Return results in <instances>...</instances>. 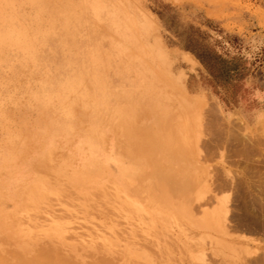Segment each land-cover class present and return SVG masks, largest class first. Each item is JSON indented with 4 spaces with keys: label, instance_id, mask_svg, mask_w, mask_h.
I'll return each mask as SVG.
<instances>
[{
    "label": "rangeland",
    "instance_id": "374dc122",
    "mask_svg": "<svg viewBox=\"0 0 264 264\" xmlns=\"http://www.w3.org/2000/svg\"><path fill=\"white\" fill-rule=\"evenodd\" d=\"M110 1L0 0V264H18L26 242L23 260L47 245L83 254L82 264L99 250L117 264H253L255 249L264 259V0ZM179 115H191L185 141L173 121ZM96 142L109 147L110 166L134 174L117 182L105 175L84 196L71 178L82 171L80 148ZM124 148L119 161L115 151ZM27 186L35 200L48 191L46 199L30 203ZM111 186L143 211H128ZM181 198L194 219L175 206ZM216 210L227 234L194 226ZM46 216L57 217L62 236L46 238Z\"/></svg>",
    "mask_w": 264,
    "mask_h": 264
},
{
    "label": "bare ground",
    "instance_id": "6f19581e",
    "mask_svg": "<svg viewBox=\"0 0 264 264\" xmlns=\"http://www.w3.org/2000/svg\"><path fill=\"white\" fill-rule=\"evenodd\" d=\"M112 1V0H111ZM110 1V2H111ZM106 7H107V9H108V5H106ZM113 7H116V6H113ZM102 9V8H101ZM110 9H112V8H109V12H110ZM100 11H102V10H99V12ZM112 11V10H111ZM99 12H98V14H99ZM104 12V11H103ZM106 12H107V10H106ZM108 12V13H109ZM102 14V13H101ZM108 15V14H107ZM110 15V14H109ZM106 16V15H105ZM104 16V17H105ZM111 16H113V15H111ZM107 17V16H106ZM111 18L112 17H110V18H108V21H109V19L111 20ZM100 19H97L96 21H99ZM101 23H102V21H101ZM138 23V22H137ZM98 24V23H97ZM111 24H112V21H111ZM109 25V26H112V25ZM115 26V25H114ZM113 26V27H114ZM110 28V27H109ZM115 28H116V26H115ZM90 29V28H89ZM108 29V28H107ZM123 29V28H122ZM91 30V29H90ZM112 31V30H111ZM118 31V30H117ZM80 32V31H79ZM89 33V32H88ZM111 34V33H110ZM117 34V33H116ZM128 34V33H127ZM76 35H78V34H76ZM75 35V36H76ZM87 35V34H86ZM85 35V36H86ZM97 35V34H96ZM125 35V34H124ZM124 35L122 36V38L124 39ZM108 36V35H107ZM113 36V35H112ZM116 37H117V35H115ZM91 37V36H90ZM110 37V36H109ZM119 37V36H118ZM86 38V37H85ZM108 38V37H107ZM113 38V37H112ZM68 39V38H67ZM87 40H88V38H86ZM85 39V40H86ZM115 39V38H114ZM113 39V40H114ZM79 40V39H78ZM84 40V41H85ZM116 40V39H115ZM114 40V41H115ZM122 40V39H121ZM114 41H109V42H111V44H113L112 42H114ZM117 41V40H116ZM115 41V42H116ZM119 41H120V39H119ZM123 41V40H122ZM121 41V42H122ZM76 42H77V40H76ZM114 42V43H115ZM118 42V41H117ZM90 43V42H89ZM98 43V42H97ZM102 43V42H101ZM124 43V42H123ZM88 44V43H87ZM116 44V43H115ZM114 44V45H115ZM89 45V44H88ZM120 46V43H117V46ZM122 45H125V44H122ZM132 45V44H131ZM116 46V45H115ZM93 47V46H92ZM91 47V48H92ZM126 47H127V45H126ZM130 47H132V46H130ZM79 47H77V49H78ZM94 48V47H93ZM125 48V47H124ZM128 49H129V47H127ZM117 49V48H116ZM122 49H123V46H122ZM126 49V48H125ZM124 49V51H128V49L127 50H125ZM82 50V49H81ZM90 50V49H89ZM94 50H96V51H99L98 50V48H94ZM102 50V49H101ZM113 50H114V48H113ZM119 50H120V48H119ZM58 51V50H57ZM74 52V51H73ZM78 52V51H77ZM89 52V51H88ZM92 52V51H91ZM119 52V51H118ZM62 53V52H61ZM82 53H83V51H82ZM101 52H99V54H100ZM107 53V52H106ZM109 53V52H108ZM120 53V52H119ZM125 53V52H124ZM127 53V52H126ZM125 53V54H126ZM129 53V52H128ZM61 55V54H60ZM74 55V54H73ZM82 55V54H81ZM93 55V54H92ZM92 55H90V56H92ZM78 56H79V53H78ZM97 56V55H96ZM148 56H150V55H148ZM59 57V56H58ZM75 58V57H74ZM81 58H82V56H81ZM189 58H190V60L191 61H193V57H191V56H189ZM86 59H88V58H86ZM122 59H124V57H122ZM149 59V58H148ZM64 60V59H63ZM68 60V59H67ZM195 60V59H194ZM91 61H92V59H91ZM109 61V60H108ZM125 61V60H124ZM65 62H67V61H65ZM69 62H70V60H69ZM112 62V61H111ZM115 63V62H114ZM155 63V62H154ZM90 64H91V62H90ZM135 64H136V62H135ZM59 65V64H58ZM70 65V64H69ZM98 65V64H97ZM133 65V64H132ZM144 65V64H143ZM142 65V66H143ZM94 66V65H93ZM120 66V65H119ZM139 66V65H138ZM59 67V66H58ZM97 67V66H96ZM60 68V67H59ZM93 68V67H92ZM98 68V67H97ZM138 68V67H137ZM147 68V67H146ZM59 70V69H58ZM98 70V69H97ZM141 70V69H140ZM150 70V69H149ZM101 71V70H100ZM87 72V71H86ZM122 72V71H121ZM125 72V71H124ZM66 73V72H65ZM113 73V72H112ZM147 73V72H146ZM59 74V73H58ZM125 74V73H124ZM86 75H88V74H86ZM119 75V74H118ZM57 76V75H56ZM82 76V75H81ZM126 76V75H125ZM131 76V75H130ZM167 77H168V79L169 80H171V81H173L172 79H171V77H170V75H166ZM58 77V76H57ZM89 77V76H88ZM63 78V77H62ZM67 78H68V76H67ZM66 79V78H65ZM96 79H98V78H96ZM104 79V78H103ZM125 79V78H124ZM131 79V78H130ZM151 79H152V77H151ZM59 80V79H58ZM105 80V79H104ZM114 80V79H113ZM183 80V79H182ZM58 82V81H57ZM100 82H101V80H100ZM103 82V81H102ZM131 82V81H130ZM62 83V82H61ZM91 83H93V82H91ZM109 83V82H108ZM96 84V83H95ZM101 84V83H100ZM117 84V83H116ZM123 84V83H122ZM62 85H64V84H62ZM61 85V86H62ZM88 85V84H87ZM99 85V84H98ZM97 85V86H98ZM105 85V84H104ZM109 85V84H108ZM129 85V84H128ZM155 85V84H154ZM84 86V85H83ZM95 86V85H94ZM102 86V85H101ZM111 86V85H110ZM122 86V85H121ZM85 87V86H84ZM90 87V86H89ZM105 87V86H104ZM65 88V87H64ZM67 88V87H66ZM99 88H100V86H99ZM103 88V87H102ZM70 89V88H69ZM89 90V89H88ZM110 90V89H109ZM99 91H101V90H99ZM112 91V90H111ZM117 91V90H116ZM110 92V91H109ZM108 92V93H109ZM164 93V92H163ZM93 94H94V92H93ZM93 96V95H92ZM82 97V96H81ZM119 97H120V95H119ZM125 97V96H124ZM199 97V96H198ZM85 98V97H84ZM95 98V97H94ZM121 98H122V96H121ZM126 100V99H125ZM159 100V99H158ZM121 101V100H120ZM126 102V101H125ZM122 104V103H121ZM119 105V104H118ZM102 107V109L104 110V105H102L101 106ZM107 108V107H106ZM179 109V108H178ZM200 109H202V107L200 108ZM115 110V109H114ZM198 111H199V109H198ZM112 112V111H111ZM114 112H117V111H114ZM130 114V113H129ZM199 113H197L196 114V116L198 115ZM111 115V114H110ZM113 115V114H112ZM108 116V115H107ZM114 116H115V114H114ZM189 116H191V115H189ZM188 115H179V117H177V119H175V120H173L174 118L173 117H171V118H168V119H166V120H173V121H177L176 123H175V127H176V129H178L179 131H182V133L180 134V136H181V138H182V140L183 141H185V140H187V138H189L190 136L188 135V132H190V131H183L182 129H183V127H185V125L188 123V121H189V117ZM194 116V115H193ZM199 116V115H198ZM111 117V116H110ZM200 118V117H199ZM196 120V119H195ZM200 120V119H199ZM196 121H198V118H197V120ZM199 122V121H198ZM166 123V122H165ZM165 123H163V124H165ZM174 123V122H173ZM233 123V122H232ZM188 126V125H187ZM190 127V126H189ZM174 129V128H173ZM187 130V129H186ZM193 132V131H192ZM191 132V133H192ZM100 133V132H99ZM190 134V133H189ZM93 135V134H92ZM100 135V134H99ZM179 136V135H178ZM194 136V135H193ZM197 137V136H196ZM96 139H97V137H96ZM195 140H196V138H194ZM199 139V138H198ZM92 140H94V138L92 139ZM257 140V139H256ZM88 141V140H87ZM90 141V140H89ZM95 141V140H94ZM97 141V140H96ZM201 141V140H200ZM264 141V140H263ZM93 142V141H92ZM97 143V142H96ZM100 142H98L97 143V145H94V144H90V145H88V147L87 148H85L84 149V147L81 149L80 148V150H79V155H81V158H82V161H81V164H82V171H75L73 174H72V182H74V183H76L75 185H76V187H75V190L74 191H76V193H78V194H82V195H86V192H85V190H86V184H93V185H97L98 183H100L102 180H103V176H105V175H107V176H110L111 177V179H112V181H114V182H117L119 179H121L122 177H124V175H131V176H133V174H134V172H132L131 170L130 171H125V169L123 170L122 168H120V167H118V169L117 168H113L112 166H110V158H112V155H109L108 157H107V155H108V148L109 147H107L106 148V146H104V144L103 143H100ZM255 143V142H254ZM199 144V143H198ZM258 144V143H257ZM248 145V144H247ZM246 145V146H247ZM255 145V144H254ZM258 145H260V143L258 144ZM194 146H195V144H194ZM257 146V145H256ZM256 146H254L255 148L254 149H256L257 147ZM174 147V146H173ZM181 148V147H180ZM183 148V147H182ZM257 150H258V148H257ZM78 152V151H77ZM116 152V154H115V157H116V159H118L119 161H122L123 160V158L125 159V154H129V149H127L126 150V148H124V151L122 152L121 150H119V152H118V150L117 151H115ZM259 153V152H258ZM262 153V152H261ZM199 154V153H198ZM108 158V159H107ZM112 160V159H111ZM258 160V159H257ZM260 160V159H259ZM260 163H262V162H260ZM263 163H264V161H263ZM100 167L101 169H100V171H101V174H99V175H96L95 177H92V178H88V175H89V172L93 169V168H95V167ZM63 169V168H62ZM65 169V168H64ZM63 169V170H64ZM98 169V168H97ZM94 171H96V170H94ZM99 172V171H98ZM125 172V173H124ZM228 174H229V172H228ZM230 175H231V173H230ZM187 181V180H186ZM157 182V181H156ZM37 185L35 186L36 187V189H41V188H44V185H42L41 184V180H38V183H36ZM164 185H165V183H164ZM109 186V185H108ZM187 186V185H186ZM192 186V185H191ZM34 187V186H33ZM104 187V186H103ZM158 187H159V183H158ZM27 189H28V199H29V201H30V203H32V204H38V203H41L44 199H46V197H47V195H48V191H46L45 192V190L44 189H42V190H44V191H42L41 193H40V196H39V198L37 199V200H35L34 199V197H33V190L32 189H30L28 186L26 187ZM110 189H112L113 191L111 192L112 193V195H113V193H114V197L116 196L117 198H119V199H122V203H124L125 205H123V206H126L127 207V209H128V211H130V209H131V211L133 210V211H139L140 213L143 211L142 209H141V206H139L138 205V202H131L129 199H128V197L125 195H123V192L120 190V188H118V187H114V186H111V187H109ZM199 189H201L200 187H198ZM163 189V188H162ZM198 189V190H199ZM207 190H208V188H206ZM211 189V188H210ZM48 190V189H47ZM206 190V191H207ZM214 190V189H213ZM150 191H152V190H150ZM161 191H163V190H161ZM203 191V190H202ZM227 191V190H226ZM166 192V191H165ZM164 192V194H166L167 195V193H165ZM205 192V191H204ZM108 193V192H107ZM202 193V192H201ZM201 193L199 192V193H196V194H199L200 196L197 198L196 197V199L198 200V199H201V200H199V202H201L202 200H204L205 198V196L204 197H201V196H203V195H205V194H203V195H201ZM73 194V193H72ZM38 195V194H37ZM153 195V194H152ZM106 196H107V194H106ZM108 196L110 197V194H108ZM192 195H191V193H190V195H189V197L188 198H190ZM209 196V195H208ZM216 196V195H215ZM227 196V195H226ZM150 197V196H149ZM169 197H170V195H169ZM211 197L213 198V196H212V194H211ZM220 197V196H219ZM52 198V197H51ZM50 198V199H51ZM177 198V197H176ZM188 198H186V200L188 199ZM194 198H195V196H194ZM204 198V199H203ZM82 199V198H81ZM99 199V198H98ZM165 199H167V198H165ZM182 199V198H181ZM210 199V198H209ZM214 199V198H213ZM229 199V198H228ZM61 200V199H60ZM113 200V199H112ZM182 200L184 201L183 203H182ZM181 201H180V203H182V204H180L179 203V201L178 200H175V201H178L177 202V204H176V202H175V206L177 205V207L179 208V210L182 212V213H184V212H190V213H188L189 215V217L190 218H192V219H194L195 217H196V215L194 216V218H193V212H194V208H193V206L192 207H190V205L189 204H187V202H185V199H182ZM195 201V202H198V201ZM63 201V200H62ZM118 201V200H117ZM166 201V200H165ZM208 201V200H207ZM63 202H66V201H63ZM62 202V203H63ZM86 202V201H85ZM98 202V201H97ZM119 202V201H118ZM194 202V201H193ZM213 202V201H212ZM98 203H100V202H98ZM120 203V202H119ZM172 204H173V202H171ZM180 204V207H179V204ZM202 203V202H201ZM200 203V204H201ZM205 203V202H204ZM71 204H73V203H71ZM91 204V203H90ZM97 204V203H96ZM186 204V205H185ZM191 204V203H190ZM53 205H55V204H53ZM76 204H74V206H75ZM87 205V204H86ZM105 205V204H104ZM73 206V207H74ZM92 206V205H91ZM90 206V207H91ZM88 207H89V205H88ZM126 207H123L124 209H126ZM176 207V208H177ZM201 207H203V206H201ZM92 208H94L93 206H92ZM168 208V207H167ZM175 208V209H176ZM177 208V209H178ZM108 209V208H107ZM141 209V210H140ZM161 209V208H160ZM213 209V208H212ZM211 209V210H212ZM221 209H222V207H221ZM56 210V209H55ZM61 210V209H60ZM84 210V209H83ZM190 210V211H189ZM170 211V210H169ZM193 211V212H192ZM203 211V210H202ZM202 211L201 212H199V215H200V213H202ZM52 211H50V213H51ZM139 212H138V214H139ZM216 212H218L217 210L216 211H214V212H211V214L212 215H215L216 214ZM229 212V211H228ZM56 213H58V212H56ZM113 213V212H112ZM115 213V212H114ZM131 213H134V212H131ZM154 213H156V216H157V211L156 212H154ZM160 213V212H159ZM178 214H179V212H177ZM182 213H181V215H182ZM198 213V212H197ZM55 214V213H54ZM54 214H52V216L54 215ZM65 214V213H64ZM95 214H96V212H95ZM106 214V213H105ZM116 214V213H115ZM177 214V215H178ZM202 214H206V215H208V213H205V212H203ZM208 215L209 216V218H208V216H206V215H204V216H201L200 217V220H198L197 222L198 223H196V222H194V224L196 223V225H194V226H197V227H199L200 226V229H204L203 228V224H208L209 226H210V224L213 226V224H214V227H217L218 226V228H214V227H212V228H214L215 229V231L218 229L219 230V232H220V234H221V231H220V229L222 230V232H223V230H224V232H225V224H223V226H222V221H221V223H220V218L221 217H219L220 215H219V212L216 214V215H219V216H213L214 218L216 217L217 219V221H213V217H212V215ZM222 214V213H221ZM48 215H50V214H48ZM61 215H62V213H61ZM66 215H69V214H66ZM71 215V214H70ZM99 215V214H98ZM142 215V214H141ZM143 215H144V213H143ZM160 214H158V216H159ZM180 215V216H181ZM192 215V216H191ZM228 215V214H227ZM40 216V215H39ZM54 216H56V214L54 215ZM72 216H74V214H72ZM161 216V215H160ZM163 216V215H162ZM186 216V215H185ZM188 216H186L185 217V219L187 220V219H189L190 221H191V219L188 217ZM24 217V216H23ZM22 217V218H23ZM44 217V215L43 216H41V217H39V218H43ZM48 219H49V217L48 216H46ZM46 217L44 218V219H46ZM64 217V216H63ZM66 217H68V216H66ZM66 217H64V218H66ZM76 216H74V218H75ZM78 217V216H77ZM116 217H117V215H116ZM143 217V216H142ZM163 217H165V216H163ZM171 217V216H170ZM199 217V216H198ZM203 217H206L205 218V222L204 221H202V222H200L201 221V219H203ZM218 217H219V219H218ZM27 218H29V217H27ZM36 218H37V215H36ZM35 218V219H36ZM52 218H55V217H50V219H52ZM58 218H59V216H58ZM69 218V217H68ZM80 218V217H79ZM224 218V217H223ZM227 218V217H226ZM26 222H27V220L25 219V218H23ZM31 219V218H30ZM33 219V218H32ZM46 220V222L44 221V223H47L48 221H50V223H49V225H44V223H42L43 225L41 226V224H40V226H41V231L43 232V234L46 236V238L47 239H53V238H56V237H60V236H62V230H64L63 228H62V226H61V224L59 223V222H57L55 219H57V217L55 218V219H52V220ZM62 219V218H61ZM80 219H82V218H80ZM150 219V218H149ZM174 219V218H173ZM63 220V219H62ZM147 220V219H146ZM157 220V219H156ZM189 220H187L188 222H190ZM197 220V219H196ZM215 220V219H214ZM29 221V220H28ZM32 221V220H31ZM34 221H37V220H34L33 219V221L32 222H34ZM149 221V223L148 224H150V221H152V220H148ZM160 221V220H159ZM26 222H25V224H26ZM116 222V221H115ZM162 222V221H161ZM164 222H165V219H164ZM167 222V221H166ZM200 222V223H199ZM217 222H219L220 224V226L217 224ZM28 223V222H27ZM41 223V222H40ZM119 223V222H118ZM125 223V222H124ZM30 224V223H29ZM35 224H38L37 222L35 223ZM152 224H153V221L151 222V227H152ZM193 224V223H192ZM198 224H200V225H198ZM217 226H216V225ZM80 225H83L82 223H80ZM191 225V224H190ZM208 225H206V226H204L205 228L207 227V229H209V228H211V226L209 227ZM30 227H34L33 226V224L31 225H29ZM64 226V225H63ZM68 226V225H67ZM99 225H97V227H98ZM157 226V225H156ZM156 226H155V228H156ZM182 226H183V224H182ZM221 226H222V228H221ZM26 227V229L25 230H28L29 228L27 227V226H25ZM38 227V225L36 226V227H34V228H37ZM83 227V226H82ZM87 227H89V226H87ZM112 227V226H111ZM209 227V228H208ZM219 227H220V229H219ZM28 228V229H27ZM39 229H40V227H38ZM85 228H86V225H85ZM84 228V229H85ZM101 228V227H100ZM99 228V229H100ZM31 229V228H30ZM33 229V228H32ZM72 229V228H71ZM86 229H89V228H86ZM107 229V228H106ZM104 231V229L102 228V229H100V231ZM108 230V229H107ZM155 230V229H154ZM164 230V229H163ZM29 231V230H28ZM137 231V230H136ZM156 231V230H155ZM24 232V231H23ZM30 232V231H29ZM105 232V231H104ZM124 232V231H123ZM218 232V233H219ZM24 233H27V232H24ZM31 233V232H30ZM29 233V234H30ZM107 232H105L104 234H106ZM126 233H127V231H126ZM129 233V232H128ZM226 234H227V231L225 232ZM225 233H222L223 235L225 234ZM229 233V232H228ZM91 234H94V233H92L91 232ZM96 234V233H95ZM94 234V235H95ZM139 234V233H138ZM231 232H230V235L228 236V237H231ZM0 235H1V232H0ZM31 236H32V234H30ZM71 235V234H70ZM69 235V236H70ZM106 235H108V233L106 234ZM112 235V234H111ZM110 235V236H111ZM121 234H119V236H120ZM129 235V234H128ZM158 235H160L159 233H158ZM233 236H234V233L232 234ZM239 235V234H238ZM237 235V236H238ZM67 236H68V234H67ZM68 236V237H69ZM85 236H86V234H85ZM88 236V235H87ZM101 235H99V237H100ZM109 236V235H108ZM122 236V235H121ZM166 236V235H165ZM168 236V235H167ZM225 236V235H224ZM36 237V236H35ZM88 237H90V236H88ZM124 237V236H123ZM127 237V236H126ZM240 238H241V236H239ZM246 237V236H245ZM245 237H242L243 239H245ZM0 238H1V236H0ZM33 238H34V236H33ZM65 238H66V236H65ZM72 238V237H71ZM75 238H76V236H75ZM78 238H80V237H78ZM108 238H110V237H108ZM112 239L114 238V239H116L115 237H111ZM110 238V239H111ZM129 238V237H128ZM46 239V240H47ZM83 239V238H82ZM111 239V240H112ZM118 239H119V237H118ZM120 239H124V238H120ZM214 239V238H213ZM246 239H247V237H246ZM248 239H249V237H248ZM252 239V238H251ZM45 240V241H46ZM49 240H47V242L48 243H51V242H49ZM84 241H86V240H84ZM125 241V240H124ZM123 241V242H124ZM202 241H204V240H202ZM253 241V240H252ZM257 241V240H256ZM42 242H44V241H42ZM42 242H41V244H42ZM55 242H58V244H59V241H55ZM127 242V241H126ZM152 242V241H151ZM176 242V241H175ZM219 242H223V241H221V240H219L218 241V243ZM254 242V241H253ZM97 243V242H96ZM95 243V244H96ZM255 243V242H254ZM4 244V243H3ZM6 245H7V243H5ZM4 244V245H5ZM24 244V243H23ZM19 245L18 247H19V250H22V251H20L21 252V254L22 255H25L26 256V254H28L29 253V247L31 248V246H29L28 245V242H26L24 245ZM62 244V243H61ZM101 244V243H100ZM156 244V243H155ZM217 244V243H216ZM220 244V243H219ZM225 244V243H224ZM223 243H221V245H223L224 247V249L226 250V248H227V246H228V244H226V245H224ZM47 245V244H46ZM45 245V246H46ZM52 245V244H51ZM66 245V244H65ZM86 245V244H85ZM218 245V244H217ZM220 245V246H221ZM236 245V244H235ZM234 245V246H235ZM241 245V244H240ZM14 246V245H13ZM17 246V245H16ZM96 246V245H95ZM97 246H98V243H97ZM100 246V245H99ZM136 246V245H135ZM237 246V245H236ZM235 246V247H236ZM53 247H55L54 245H53ZM53 247H52V249L50 248V245H49V247H48V245H47V247H45V248H43L41 251H39V253L37 254V255H35V256H33V257H31V258H29L28 256V258L26 257H24V259L25 260H23V259H21L22 257V255H20V257H18V259H17V261H19V263H21V264H82V263H84V262H86V261H84V259L83 260H78L79 259V257H80V255H83V254H79V255H71L72 253H75V251H73V252H71V254H70V252H69V254L67 253V250H66V252L65 253H62L61 252V247H59V251L61 252H59V251H55V250H53ZM62 247H64V245L62 246ZM66 247V246H65ZM64 247V248H65ZM91 247V245L89 246V248ZM102 247V246H101ZM100 247V248H101ZM229 247V246H228ZM235 247H234V249H235ZM244 248H246L245 250H247V247H246V245H244L243 246ZM2 248V247H1ZM27 248V249H26ZM41 248H42V246H41ZM64 248H63V251H64ZM70 248V247H69ZM86 248V247H85ZM84 248V249H85ZM92 249L91 250H93L94 249V246L93 247H91ZM130 248H131V246H130ZM160 248V247H159ZM230 248H232L231 246H230ZM230 248H227V251H231L232 253L233 252H237L238 253V250H234L233 249V251L230 249ZM81 249V248H80ZM127 249V251H128V248H126ZM27 250V251H26ZM78 250H79V248H78ZM107 250V249H106ZM109 250V249H108ZM107 250V251H108ZM241 250V249H240ZM259 250V249H258ZM69 251V250H68ZM86 251H88L87 250V248H86ZM96 251V250H95ZM106 251V252H107ZM110 251V250H109ZM129 251H131V250H129ZM262 251V250H261ZM27 252V253H26ZM78 252V251H77ZM76 252V253H77ZM83 252V251H82ZM94 252V251H93ZM111 252V251H110ZM132 252V251H131ZM141 251H139V253H140ZM239 252H241V251H239ZM242 252L244 253V251L242 250ZM256 252H258V251H256V249H255V252H253V250H252V254H254V256H255V253ZM31 253V252H30ZM89 253V252H88ZM91 253V252H90ZM90 253L88 254V257H91V255H93V257H95V259H93V260H95L94 261V263L93 264H98L99 262H97V260H96V257H98L97 255H94V253L92 254L91 253V255H90ZM103 253V252H102ZM101 252H100V250H99V255L100 256H103L104 258H102V263H103V261H104V259H105V263L106 264H112V263H116V262H112V261H114L113 259H116V258H113V255L111 256L110 254H112V252L109 254L108 252V254H109V256H111L113 259H108L109 258V256H108V258H107V256H106V254H102ZM129 254H130V252H128ZM134 253H137V252H134ZM250 253V252H249ZM86 254V253H85ZM95 254H97V253H95ZM117 254V253H116ZM115 254V255H116ZM132 254V253H131ZM142 254H143V252H142ZM142 254H139V255H141V256H139L138 258H140V259H143L145 256H144V254H143V256H142ZM224 254V253H223ZM240 254V256L242 255L243 256V254H241V253H239ZM238 254V255H239ZM259 254H261V253H259ZM29 255V254H28ZM137 255V254H136ZM227 255V253L226 254H224V256H226ZM100 256L97 258L98 260H99V258H100ZM119 256V255H118ZM131 256V255H130ZM245 256V255H244ZM253 256V257H254ZM92 257V258H93ZM131 257H133V254H132V256ZM147 257H149L148 259H152V257L151 256H147ZM146 257V258H147ZM151 257V258H150ZM195 257H197V256H195ZM199 257V256H198ZM196 258V261L198 260V261H200L199 259L200 258ZM231 256H228V259L230 260L231 258H230ZM246 257V256H245ZM252 257V263L253 264H260L264 259H263V256L261 255V256H256V257H254L253 258ZM85 258V257H84ZM128 258V257H127ZM146 258H144V260H148V259H146ZM242 259H243V257H241ZM248 258V257H247ZM247 258H246V260H247ZM80 259H82L81 257H80ZM85 259H87V258H85ZM90 260H91V258H89ZM233 259H235V258H232V260ZM107 260V261H106ZM109 260H110V262H109ZM112 260V261H111ZM121 260V259H120ZM138 260V259H137ZM245 260V261H246ZM83 261V262H82ZM89 261V260H88ZM116 261H117V263H118V261H119V259H116ZM127 261H128V259H127ZM203 261V260H202ZM202 261H200V262H202ZM237 261V260H236ZM126 262V261H125ZM141 262V261H140ZM146 262H148L149 264H151V262L148 260V261H146ZM18 263V264H19ZM105 263H103V264H105ZM116 263V264H117ZM129 263V262H128ZM127 263V264H128ZM237 263V262H236ZM246 263H248V260H247V262ZM88 264H90V263H88ZM92 264V263H91ZM153 264V263H152Z\"/></svg>",
    "mask_w": 264,
    "mask_h": 264
}]
</instances>
